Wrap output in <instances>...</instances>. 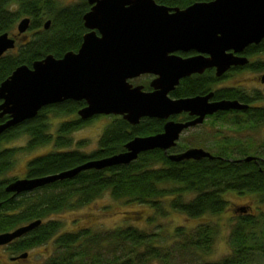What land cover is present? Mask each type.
Returning <instances> with one entry per match:
<instances>
[{"label": "trees", "instance_id": "trees-1", "mask_svg": "<svg viewBox=\"0 0 264 264\" xmlns=\"http://www.w3.org/2000/svg\"><path fill=\"white\" fill-rule=\"evenodd\" d=\"M155 1L165 6L210 2ZM56 4L54 0H0V36L12 33L20 20L27 17L31 20L29 38L21 39L13 51L0 58V84L19 66L31 67L48 55L60 59L79 49L81 36L86 32L82 16L88 10L87 5L58 8ZM45 20L51 21L48 30L44 29ZM257 52L264 54V39L258 46H250L249 55ZM251 65L255 71H264L261 60ZM218 80L213 74L186 78L173 96L182 99L213 92L214 100H236L248 105V109L218 112L212 118L213 126L220 125L222 130L231 132L262 129L264 106L253 103L263 101L264 96L234 88L214 90ZM143 85L148 89L149 79ZM85 105L83 101L50 105L35 118L9 128L0 136V234L13 232L38 220L42 222L24 235L16 251L30 250L53 241L55 253L44 264H151L155 261L172 264L175 255L184 257L186 264H254L258 252L264 256V246L259 244L264 243V233L256 235L263 225L260 218L252 214H242L231 228L230 254L210 262L204 258L212 252L217 230L209 224L189 232L178 228L173 235L177 242L167 250L158 246L156 238L159 235L133 225L110 231L107 243H104L103 238L96 239L100 234L83 230L59 234L62 226L58 221L50 220L64 211L81 209L106 193L114 201L149 206L154 216L162 218L170 211L189 219L221 215L229 207L225 199L227 194L255 196L258 210L264 204V140L258 145L255 141L240 143L216 130L211 136L204 133L208 138L204 150L210 152L213 159L173 162L168 157L182 152L177 145L167 154L162 150L142 153L129 165L86 170L72 179L54 181L30 193H8L6 188L14 181L54 176L92 160L109 158L124 152L125 145L135 137L163 132L165 122L158 119L145 118L138 125L131 126L123 118L113 117L99 139L97 150L90 154L68 150L73 145L72 134L96 118L83 121L78 116V111ZM61 117L70 119L60 122L53 134L50 120ZM8 119L3 117L0 124ZM22 137L28 138L25 146L7 147ZM82 144L78 143L79 147ZM48 145H52L53 150L30 160L23 178H7L19 153ZM249 157L253 160L246 161ZM240 211L244 213V210L237 209L234 214ZM155 221L156 217H153L149 223ZM91 249L94 251L90 252ZM104 249L108 254L106 261L101 257Z\"/></svg>", "mask_w": 264, "mask_h": 264}, {"label": "water", "instance_id": "water-1", "mask_svg": "<svg viewBox=\"0 0 264 264\" xmlns=\"http://www.w3.org/2000/svg\"><path fill=\"white\" fill-rule=\"evenodd\" d=\"M87 1L91 9L82 20L88 32L77 52H68L60 59L48 55L31 67L19 66L0 84V119L9 118L0 124V136L35 118L43 108L65 101L85 102L78 111L83 121L115 116L136 126L145 118L158 119L165 122L163 132L135 137L125 145L124 152L109 158L92 160L54 176L14 181L6 188L8 193L30 192L54 181L72 179L86 170L129 165L140 154L153 150L167 154L184 132L201 125L207 116L248 109L236 100L211 102L213 93L174 100L169 94L181 79L192 74L216 69V77L221 78L232 67L247 65L248 60L236 54L264 39V0H212L194 3L184 10L155 0ZM50 24L48 20L44 29L48 30ZM29 26V18L20 21L19 35ZM15 48L16 36H0V58ZM191 50L201 56L183 59L175 54ZM143 75L155 77L150 82L152 91L131 84ZM261 79L264 83V75ZM185 113L195 120L172 119ZM168 158L173 162L213 159L202 148L187 149ZM250 160L253 158H246ZM41 223L38 220L0 234V246L23 237Z\"/></svg>", "mask_w": 264, "mask_h": 264}, {"label": "rangeland", "instance_id": "rangeland-1", "mask_svg": "<svg viewBox=\"0 0 264 264\" xmlns=\"http://www.w3.org/2000/svg\"><path fill=\"white\" fill-rule=\"evenodd\" d=\"M57 4L56 7H68L81 5L80 0H54ZM23 20V19H22ZM20 20V21H22ZM17 22L15 29L12 33H9L10 36H17L18 43H21L23 39L29 38L30 34L24 33L19 35L17 26L20 23ZM47 20H45V23ZM44 23V24H45ZM22 39V40H21ZM17 44V41H16ZM263 58H252L253 64L257 61L264 62ZM264 75V71H255L253 68L250 71H244L237 73L232 76H227L220 80V87L243 90L246 93H260L264 96V85H261L259 79ZM263 83V82H262ZM140 85L143 82L138 83ZM264 84V83H263ZM253 105L264 106V100L259 103H253ZM70 119L66 118H56L51 119L53 128L51 132L55 134L57 125L64 121ZM113 116H97L90 123L85 125L82 129L74 132L71 136L73 140V145L68 149L79 150L83 153L90 154L98 149L99 139L104 131V129L112 122ZM213 119H209L204 123L203 126L199 128L185 132L178 143L179 149L184 152L187 149H200L206 147V141L208 138L205 134H215V131L225 132V136L232 137L234 140L241 141L240 143H250V141H255L258 145L259 142L264 140V126L260 130L256 131H235L231 132L225 129L219 128L220 125L213 126ZM226 129L228 125H224ZM216 128V129H214ZM208 136V137H209ZM28 138L22 137L20 140L14 141L7 145V147L20 148L25 146ZM83 142L79 147L78 143ZM53 150L52 145L43 146L35 151L19 153L16 157L13 169L8 173L7 178L21 179L26 175L27 165L30 160L33 158L49 153ZM34 191V190H33ZM30 191V192H33ZM29 192V193H30ZM226 201L229 202V207L227 211L218 216H205L197 219H189L183 214L178 212L170 211L168 215L164 218L160 216H154V212L149 206L137 205L126 203L125 201H114L112 197L106 193L101 198L93 201L89 205L77 210L64 211L62 213L56 214L50 218V220L58 221L62 226L59 234L63 233H76L78 231H87L92 232L93 234H100L98 239L99 241L103 238L104 243L110 235V231L118 228L133 225L139 229H144L150 234H157L159 237L156 238L158 246H164V249H172L171 247L177 242L176 238L173 237L175 230L178 228L183 229L185 232L192 231L197 229L200 225H212L217 230V236L213 239L214 244L212 247V252L210 255L205 256L204 260L207 262L218 261L221 258L230 254L229 239L231 235V228L235 225L237 219L244 215H257L259 217L260 223L263 227L259 228L256 235L264 233V204L257 210L258 200L255 196L252 195H242L238 196L235 194H227L225 196ZM237 209L244 210L241 212H236ZM153 217H156V221L151 224L149 220ZM151 224V225H150ZM255 232V231H254ZM253 232V233H254ZM107 235V236H106ZM156 235V236H157ZM261 237L258 236V239ZM156 243V242H155ZM259 243V241H257ZM261 246H264V243H259ZM157 246V247H158ZM94 249H91L90 252H93ZM28 253V260L24 261L23 264H44L55 253V247L53 241H49L47 244L35 247L30 250H25L21 252L22 254ZM264 253V251H263ZM256 254L254 264H264V256L261 257ZM3 260H6L4 253H1ZM264 255V254H263ZM106 261L108 258L107 250L104 249L101 254ZM201 258H199L200 260ZM4 264V263H2ZM151 264H159L158 262H152ZM172 264H186L184 257H178L175 255L172 260Z\"/></svg>", "mask_w": 264, "mask_h": 264}, {"label": "flooded vegetation", "instance_id": "flooded-vegetation-1", "mask_svg": "<svg viewBox=\"0 0 264 264\" xmlns=\"http://www.w3.org/2000/svg\"><path fill=\"white\" fill-rule=\"evenodd\" d=\"M212 1V0H210ZM80 2H82L83 5H87V12L90 11L91 9V5L88 3L87 0H80ZM194 3H200V1H196V2H191V3H188L186 5H179V6H167L169 8H178L180 10H184L186 8H188L189 6L193 5ZM159 4V3H158ZM162 5V4H160ZM85 12V13H87ZM84 13V14H85ZM28 18V17H27ZM25 19V18H24ZM30 19V18H29ZM48 21V20H47ZM30 23H31V20H30ZM30 28V26H29ZM29 30V29H28ZM88 32V30L86 29V32L84 34H82L81 36V39L83 38V36ZM27 33V31L25 32ZM16 41L18 43V39H17V36H16ZM82 41V40H81ZM262 42V41H261ZM260 44V43H259ZM258 44V45H259ZM17 45V44H16ZM258 45H254L255 46H258ZM253 46V45H251ZM249 51H250V46L247 47L246 49H244V51L242 53H239V54H236V56L240 57V58H246L248 60V64L245 65V66H237V67H232L229 71H227L221 78H218V82L217 84L214 85L213 89L214 90H221V89H229V88H223V87H220L219 84H220V80L223 79V78H226L227 76H232V75H235L237 73H240V72H244V71H250L252 69V58H263L262 56L264 55L262 52H257L256 54L254 53L253 55H249ZM77 52V51H76ZM232 52V51H230ZM177 56L183 58V59H188V58H192V57H200L201 54L198 53L197 51H194V50H191V51H188V52H181V51H178L177 53H175ZM204 57H208L207 55H204ZM204 74H213L214 76H216V69H207L204 71V73L202 74H192L186 78H195V77H200L201 75L203 76ZM155 77L154 76H151V75H143V76H140L139 78H136L131 82V84L133 86H143L144 88V91H152V88H150V82L154 79ZM184 78V79H186ZM146 79H149V86H148V89H146V87L142 84H138V83H141V82H145L146 83ZM184 79H181L179 84L175 87V89L170 92L169 94V97L171 99H180V98H177V97H174V93L176 92V90L181 86V84L183 83L182 81ZM261 85H264L262 83V79L260 77L259 79ZM230 88H234V87H230ZM210 94V93H209ZM205 95H208V94H202V95H196L194 97H197V96H205ZM189 98H193V97H189ZM183 99V98H182ZM211 102H216V101H219V100H214V95H213V98L210 100ZM217 113H215L214 115H211V116H207L204 120V122L196 127H194L193 129H196V128H199L200 126H203L205 122H207L209 119H212L213 116H215ZM174 121H178V122H189V121H193L195 120L196 117H192L190 116L189 114H181L179 116H175L173 117ZM193 129H189V130H193ZM187 130V131H189ZM186 131V132H187ZM14 232V231H13ZM9 233H12V232H9ZM24 237V236H23ZM17 238L13 241H11V243L7 244V245H3V246H0V264L4 263V264H23L24 261H27L28 260V253L25 252V253H21V252H24V251H16L15 249H17V247L19 246V244L23 241L22 238ZM27 251V250H26ZM1 253H4V257H6V260L4 261L2 258L3 256L1 255ZM24 255H27L26 258H22V256Z\"/></svg>", "mask_w": 264, "mask_h": 264}]
</instances>
